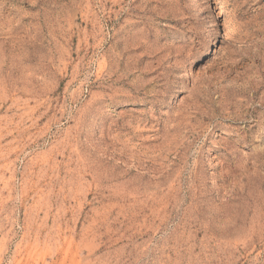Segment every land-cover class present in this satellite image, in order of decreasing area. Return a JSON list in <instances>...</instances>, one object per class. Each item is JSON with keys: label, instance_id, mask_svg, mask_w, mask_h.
Segmentation results:
<instances>
[{"label": "rangeland", "instance_id": "374dc122", "mask_svg": "<svg viewBox=\"0 0 264 264\" xmlns=\"http://www.w3.org/2000/svg\"><path fill=\"white\" fill-rule=\"evenodd\" d=\"M0 264H264V0H0Z\"/></svg>", "mask_w": 264, "mask_h": 264}]
</instances>
